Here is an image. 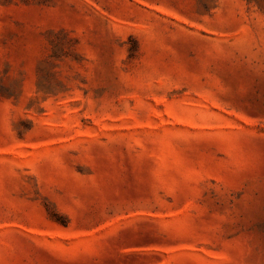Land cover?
Returning <instances> with one entry per match:
<instances>
[{"label": "rangeland", "instance_id": "obj_1", "mask_svg": "<svg viewBox=\"0 0 264 264\" xmlns=\"http://www.w3.org/2000/svg\"><path fill=\"white\" fill-rule=\"evenodd\" d=\"M0 264H264V0H0Z\"/></svg>", "mask_w": 264, "mask_h": 264}]
</instances>
